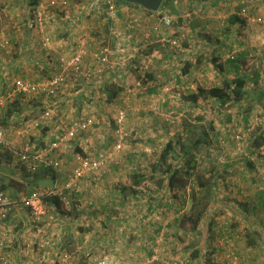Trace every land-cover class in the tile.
<instances>
[{"label":"rangeland","instance_id":"1","mask_svg":"<svg viewBox=\"0 0 264 264\" xmlns=\"http://www.w3.org/2000/svg\"><path fill=\"white\" fill-rule=\"evenodd\" d=\"M48 1L25 30L22 13L12 15L9 0H0V128L16 148L43 153L68 121L92 115L96 124L52 154L61 160L56 170L28 172L0 150V187L8 195L45 191L55 181L62 193L60 204L44 202L38 217L14 208L12 219H0L8 254L28 264H264V95L255 100L253 82L249 98L224 105L199 93L238 78L215 49L198 46L206 36L202 11H185L174 0H163L159 12L122 0ZM260 5L254 0L255 9ZM45 35L52 53L41 47ZM101 43L107 57L99 62ZM27 49L64 62L21 65ZM76 54L83 56L74 76L68 62ZM62 68L68 79L53 106L42 96L9 97L13 81ZM256 69L264 74V66ZM46 107L48 120L35 126ZM78 137L84 145H76ZM98 151L112 155L107 168L86 175L76 193L62 189L76 154ZM173 169L182 172V188L167 187Z\"/></svg>","mask_w":264,"mask_h":264},{"label":"built area","instance_id":"2","mask_svg":"<svg viewBox=\"0 0 264 264\" xmlns=\"http://www.w3.org/2000/svg\"><path fill=\"white\" fill-rule=\"evenodd\" d=\"M62 4H65V1H62ZM108 9L112 11L113 6H109ZM243 14H246V9L242 10ZM254 22L259 25L263 23L261 17H255ZM162 23L168 27L171 24V21L167 18H163ZM52 39L50 36L45 35L41 42V47L43 50L48 51L52 50L50 44ZM50 43V44H49ZM50 47V48H49ZM52 53V52H51ZM49 53L50 55H52ZM83 55L76 54L71 58V61L68 62V66H71V73L74 76L79 74L78 64L81 62ZM96 59L101 62L105 61L107 57V48L104 44H101L100 50L95 54ZM56 60L64 62L61 57H58ZM66 69L62 68V72L51 75L48 79L41 81H25L23 79H17L12 83V90L9 93V97L13 94H18L23 97H34L42 96L47 99H54L51 103L53 106L55 104V98L59 95L62 87L66 84L68 79L66 74ZM51 113V109L46 107L42 114L41 121H37L35 126L44 124V120H48V117ZM96 124V120L92 115L80 116L76 120H70L65 123L64 128H58L56 133L53 134L52 140L48 145V149L43 153H31L27 148L21 149L16 148L12 145L7 139L5 132L0 128V150L4 149L9 151L13 157H15L20 163L26 166L28 172H35L40 168H47L56 170L61 163V160L58 157H52V154L57 152L59 147L66 141H74L77 139V136L85 131H88ZM121 117L118 119L117 129L115 130L114 149L119 151L121 149ZM112 155L107 152L98 151L95 154H76L75 165L71 171L69 179L64 183L62 189L68 192H78L80 187V182L86 175L89 173H97L98 171H103L107 168L108 164L111 162ZM57 181L54 182V185L50 188H47L45 191L34 190L27 194H20L11 196L8 195L5 191H0V219L6 221L8 214L13 211L14 208L24 210L31 214L32 216L38 217L42 214V207L44 199L52 196H60L62 193L59 192V187L56 185ZM7 241L0 238V264H28L23 257L15 259L11 254L7 252Z\"/></svg>","mask_w":264,"mask_h":264},{"label":"crops","instance_id":"3","mask_svg":"<svg viewBox=\"0 0 264 264\" xmlns=\"http://www.w3.org/2000/svg\"><path fill=\"white\" fill-rule=\"evenodd\" d=\"M48 2L49 5H55L57 0H49ZM243 2L247 5L241 8L240 3ZM260 2L261 5L255 9V6L253 7L254 0H174L175 6L179 4V7H184L185 11L187 8L191 9L194 6L197 7L198 11H202V17L199 19H202L200 21L201 26L199 27L205 32L206 36L204 39L199 40L198 46L209 49L210 52L216 50L214 55L219 54L222 60L220 62H223L221 63L223 68L226 63L231 64L229 72L236 74L239 78H242L245 81L243 91L247 98L254 93V88H252L251 83H256L257 91L254 94L256 96L255 100H259L264 95V74L256 69L258 64L264 66V49H261L262 45L264 46V0H260ZM44 3H47V0H9L8 8H10L12 15L22 13L23 21H21V27L22 29L29 30V26H31L30 14L35 9L40 10L39 8ZM137 8L136 5L131 6L125 4L123 9L138 11ZM243 9H246V14H243ZM157 12L159 11L157 10ZM255 17H261L263 23L257 25L254 22ZM11 19H13V17ZM17 23L18 22H13L12 20L9 21L11 27L16 26ZM35 25L37 26L38 23L35 22ZM37 28L42 29V26ZM254 46L258 47V53L262 51L259 53L260 58L254 57ZM38 49L41 51L40 47L36 48V50ZM207 53H204V55ZM39 59L40 58L37 57V51L33 52L30 49H27L22 55L20 62H17L22 65L28 64L31 61H34V63H38L39 61L40 63H45L48 61L47 63L52 65L55 61L54 57L50 54H47L44 60ZM91 59L95 62L93 58ZM218 64L220 65V63ZM17 68L18 67H14L12 70L18 73ZM35 78L36 79L33 80L45 79V77H42L41 75L36 76ZM78 138L79 141L76 142V145L83 144V137ZM13 212L14 211L8 214V219H6V221L13 218L11 217ZM21 212L27 213L24 210ZM0 234L2 235L0 238L7 241L9 234H7V232ZM19 236L21 237L22 235L19 234ZM12 255L15 254L12 253ZM27 262H30V260L27 259Z\"/></svg>","mask_w":264,"mask_h":264},{"label":"trees","instance_id":"4","mask_svg":"<svg viewBox=\"0 0 264 264\" xmlns=\"http://www.w3.org/2000/svg\"><path fill=\"white\" fill-rule=\"evenodd\" d=\"M218 69L221 70V66H219ZM150 76L151 75H149V78H151ZM48 78L49 77H47L45 79H48ZM45 79H38V80L41 81V80H45ZM34 81H36V80H34ZM244 85H245V81L242 78L238 77L233 82L224 81V88L212 87L210 89H199V93H206L210 97L218 100L221 105H224L227 102V100L234 99L235 101H239L240 99H242V97L244 96V91H243ZM118 90H120V89H118ZM228 90L231 91L232 97H230V94L227 92ZM115 94L116 93L109 95L107 100L110 102L113 98L116 97V95L118 93L116 95ZM53 100L54 99H51V98L49 99L50 102H52ZM8 116H10V115L8 114L6 118H8ZM169 149H170V145H167L166 150H169ZM39 170L47 171L50 169L43 168V169H39ZM181 175H182V172H180L178 169H173L170 172L169 179L167 182V187L170 189L175 187V186H179L178 188H182L185 185V181H184V179L181 178ZM138 183H139V180L137 179L136 184H138ZM199 186H204V185L202 183H200ZM6 188H7V186L3 185L0 187V191H5ZM51 200L57 205L60 204V197L59 196L47 197L44 199V202L51 201ZM200 220H201V215H198V219L194 222L195 227L197 226V223Z\"/></svg>","mask_w":264,"mask_h":264},{"label":"water","instance_id":"5","mask_svg":"<svg viewBox=\"0 0 264 264\" xmlns=\"http://www.w3.org/2000/svg\"><path fill=\"white\" fill-rule=\"evenodd\" d=\"M127 3L136 4L148 11H157L163 0H122Z\"/></svg>","mask_w":264,"mask_h":264}]
</instances>
